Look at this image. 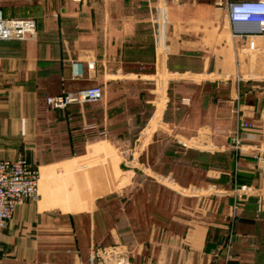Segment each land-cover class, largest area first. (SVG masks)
Returning a JSON list of instances; mask_svg holds the SVG:
<instances>
[{"label": "crops", "instance_id": "crops-1", "mask_svg": "<svg viewBox=\"0 0 264 264\" xmlns=\"http://www.w3.org/2000/svg\"><path fill=\"white\" fill-rule=\"evenodd\" d=\"M220 1L0 0V16L37 24L0 41V158L24 153L39 173L0 264H264V35L233 37ZM96 85L98 101L46 103ZM162 133L230 169L201 183L155 171Z\"/></svg>", "mask_w": 264, "mask_h": 264}, {"label": "built area", "instance_id": "built-area-1", "mask_svg": "<svg viewBox=\"0 0 264 264\" xmlns=\"http://www.w3.org/2000/svg\"><path fill=\"white\" fill-rule=\"evenodd\" d=\"M231 24L233 37L248 38L264 35V0H221ZM37 24L32 17H3L0 16V41L25 40L36 34ZM104 97L101 86H90L76 91L46 98V103L53 109H64L71 104L95 102ZM249 122L242 121L241 127L248 128ZM234 143L241 145L240 129L234 133ZM260 171L264 178V157L261 158ZM39 173L23 153L15 158H0V248L3 230L7 222L14 216L17 208L26 199L38 197ZM251 187L242 184L235 189V195L247 194ZM236 197V199H237ZM258 205L264 207V195H259ZM237 208V204L235 206ZM100 264H132L127 256L112 254L109 260Z\"/></svg>", "mask_w": 264, "mask_h": 264}, {"label": "rangeland", "instance_id": "rangeland-1", "mask_svg": "<svg viewBox=\"0 0 264 264\" xmlns=\"http://www.w3.org/2000/svg\"><path fill=\"white\" fill-rule=\"evenodd\" d=\"M147 109H148V111H150L149 106L147 107ZM179 113H182V111H179ZM159 138H161V140H163V146H165L163 150H165V149L170 150V148L172 146L171 145V141H170V136H167L165 133H162L161 135H159ZM131 139H132V144H136L138 142L137 141V134L134 133L132 135V138ZM144 140H145L144 143H147L149 141L146 138ZM118 141H120V139ZM163 150L162 151H158V150L152 149V150H150L148 152V156L149 157H153L156 160V162H158V165L160 164V168L165 171V170H168L167 168H165V166L168 165V164L165 163L166 162L165 161V158L166 157L163 156L164 162L161 161V158L159 159V157H160V154L159 153L165 154V152H166V151H163ZM178 156L180 157L179 163L180 162L183 163L184 162L183 159H186V160H189L188 161V164H191V165L194 164V165H196L195 166L196 168H195V170H194L193 173L188 172L184 168H179V166H178V168L176 167L178 169V170H176V172L178 171V174L180 175V178L182 180H184V181L187 180V179L188 180H192V181L195 180L198 183H201L200 181H202V178L206 174L205 173V171H206L205 165L206 164L216 163V164H219V165H221V164L222 165L223 164L225 165V162H226L225 160H227V158H228V156L225 155L224 153L217 154V155H212V153H210L208 151H199V150L181 151V149L178 152ZM142 170H144V169H142ZM138 172H141V174H143L145 171H140L138 169ZM149 172L152 174L151 171H149ZM137 176H140V174L138 173ZM107 202L111 204V203H115V202H118V201H117V198H115V199L112 198L111 200H108Z\"/></svg>", "mask_w": 264, "mask_h": 264}, {"label": "trees", "instance_id": "trees-1", "mask_svg": "<svg viewBox=\"0 0 264 264\" xmlns=\"http://www.w3.org/2000/svg\"><path fill=\"white\" fill-rule=\"evenodd\" d=\"M154 139L157 140V138H155V137H154ZM170 141H171V145H172L170 150H167V149L163 150L164 147H165V146H163V140H159L158 142H156L155 146L154 145L152 146V149H154V150L166 151L165 154H161V153H159V154H160V157H161V161H163V162H164L163 156L166 157L165 158V161H166L165 163L168 164V165L165 166V168H167L168 170L164 171L163 169H161L160 168V164L158 165V162H156V160L153 157H149L148 162H149L150 166L155 171L162 172V173H165V172L170 173L171 171H174L175 172L173 174L174 179L176 178L177 180L181 181L182 183H186L187 181H190V180L187 179V180L184 181V180H182L180 178V175L178 174V171L176 172V170H178L177 169L178 166H179V168H184L188 172L193 173L195 168H196L195 167L196 165L188 164L189 160H186V159H183L184 162L183 163L180 162L181 163L180 164L179 163L180 157L178 156V152L180 151V149H181V151H190L192 149H188L185 146L179 144L174 138L170 137ZM212 155H217V154H212ZM231 159L232 158L228 157L227 160H225L226 161L225 165L224 164L223 165L222 164L219 165V164H216V163L206 164L205 165L206 171L209 170V169H212V170H221V171L225 172V171H227V169H230V165L232 164V160ZM206 171H205V173H206ZM223 172H222L221 178H219V179H213L212 178V183L213 184H216V185H228V184H225V180H228L229 175L228 174L226 175Z\"/></svg>", "mask_w": 264, "mask_h": 264}]
</instances>
